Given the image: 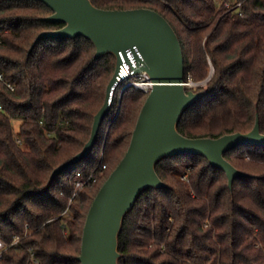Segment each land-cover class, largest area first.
Here are the masks:
<instances>
[{"label":"trees","instance_id":"1","mask_svg":"<svg viewBox=\"0 0 264 264\" xmlns=\"http://www.w3.org/2000/svg\"><path fill=\"white\" fill-rule=\"evenodd\" d=\"M91 1L106 10L162 14L182 42L186 80H208L214 68L206 84L186 87L207 93L182 114V135L246 133L257 113L264 134V0H245L241 14L220 10L216 0ZM51 14L40 0H0V238L11 244L28 232L0 264H34L30 248L40 264H81L91 205L125 156L148 97L133 87L116 97L115 118L105 117L91 154L53 178L89 141L116 57H97L84 36L45 37L34 45L42 32L65 26L45 21ZM225 158L249 174L232 189L204 156L160 160L156 171L166 186L145 189L124 216L118 264H264V146L243 145ZM102 164L105 174L74 196L77 174L87 177ZM188 169L186 183L181 176Z\"/></svg>","mask_w":264,"mask_h":264},{"label":"water","instance_id":"2","mask_svg":"<svg viewBox=\"0 0 264 264\" xmlns=\"http://www.w3.org/2000/svg\"><path fill=\"white\" fill-rule=\"evenodd\" d=\"M40 1L53 10V14L44 20L65 26L42 32L34 45L45 37L84 36L95 44L97 57L107 53L116 57V71L108 85L105 103L95 116L89 141L77 155L54 170L53 178L93 151L102 122L112 108L111 92L122 63L121 52L131 65L127 56V51L131 50L137 62L136 72H146L153 82L125 156L91 205L78 257L81 264H118V235L124 216L145 189L166 186L156 171V164L165 157L204 156L212 166L226 173L232 189L237 177L249 174L236 168L225 154L243 145L264 146L260 117L257 113L254 128L246 133L237 132L220 138L182 135L177 128L182 114L207 92L187 91L182 42L162 14L149 8L106 10L96 7L91 0ZM213 73L214 68L208 80Z\"/></svg>","mask_w":264,"mask_h":264},{"label":"built area","instance_id":"3","mask_svg":"<svg viewBox=\"0 0 264 264\" xmlns=\"http://www.w3.org/2000/svg\"><path fill=\"white\" fill-rule=\"evenodd\" d=\"M219 9H226L228 12H232L233 14H241L242 13V4L245 0H216ZM122 63L120 64L118 68V74H117V81L112 89L111 97H113V100L110 99V102L112 101V104L114 100L117 99L121 100L122 95L124 91L128 88H135L137 90L143 91L147 94L150 93V91L153 88V82L151 81L150 77L146 72H136L135 68H137V62L135 60V57L131 50L127 51V56L129 60L131 61V65L127 62L126 58L120 53ZM0 80L4 81V76L0 72ZM208 80L202 81V82H194L190 77L187 78L185 82V87L187 88H193L196 86L204 85L207 83ZM8 87L14 90V87L12 84L7 83ZM1 109V107H0ZM105 165H98L87 177H83L81 173L77 174L76 180L74 182L75 185V191L74 196L77 195L78 191L85 188L86 186H91L95 184L98 180V173H102L103 170H105ZM67 213V211L65 212ZM205 226H208L206 223ZM28 228V226H27ZM28 232H26L23 236H16L11 244H6L1 238H0V259L3 257V254L6 250H8L10 247H18L20 240L27 235ZM165 249V245L162 246V250ZM30 259L34 262V264H40V261L36 258L33 250L30 248Z\"/></svg>","mask_w":264,"mask_h":264},{"label":"rangeland","instance_id":"4","mask_svg":"<svg viewBox=\"0 0 264 264\" xmlns=\"http://www.w3.org/2000/svg\"><path fill=\"white\" fill-rule=\"evenodd\" d=\"M212 72V71H211ZM207 80V79H206ZM206 80H204V81H206ZM197 87V86H196ZM194 88V87H193ZM116 113H117V111L115 110V109H113V110H111L110 111V113L106 116V119H114L115 118V115H116ZM14 126H15V129L17 130L18 129V126H19V122L18 121H14ZM107 132L108 131H106L105 133L106 134H104V140H103V143L105 144V138H106V136H107ZM104 147H105V145H102V147H101V150H100V158H103L104 157ZM102 165H105V164H102ZM100 166V165H99ZM106 166V165H105ZM105 170H106V167H105ZM105 170H103V172L102 173H98V177L99 176H101L102 174H105ZM189 173H190V170L188 169V171L184 174V175H182L181 176V178H182V180L183 181H185L186 183H189ZM97 182H98V180H97ZM96 182V183H97ZM103 185V184H102ZM101 185V186H102ZM192 195L193 196H196V194L194 193V192H192Z\"/></svg>","mask_w":264,"mask_h":264}]
</instances>
